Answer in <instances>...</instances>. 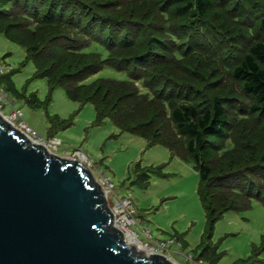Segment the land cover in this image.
<instances>
[{"label": "rangeland", "instance_id": "374dc122", "mask_svg": "<svg viewBox=\"0 0 264 264\" xmlns=\"http://www.w3.org/2000/svg\"><path fill=\"white\" fill-rule=\"evenodd\" d=\"M58 1L64 5L61 17H72L74 30L92 19V25L110 22L126 32L128 44L114 56L146 53V65H139L142 78L124 81V71L105 65L69 83L59 75L81 68L93 60L92 53L60 48L38 60L33 46H43L45 39L33 35L22 17L0 16V112L49 151L81 158L100 182L115 226L121 221L116 199L130 201L123 232L145 246L125 238L136 255L158 252L176 264H212L214 254V264H264V203L255 197L246 207L223 211L206 237L199 171L168 106L175 98L205 108L219 97L227 119L220 132L203 133L201 157L214 173L247 168L246 176L264 196V113L250 108L255 100L232 71L249 44L264 36V0H211L204 14L196 12L195 0ZM47 3L42 0L41 8ZM49 23L33 25L48 34L73 31ZM103 79L99 96L105 94L114 120L127 127L145 124L143 130L157 134L159 143L122 130L108 116L96 123L94 105L66 93L68 85L90 92Z\"/></svg>", "mask_w": 264, "mask_h": 264}, {"label": "water", "instance_id": "95a60500", "mask_svg": "<svg viewBox=\"0 0 264 264\" xmlns=\"http://www.w3.org/2000/svg\"><path fill=\"white\" fill-rule=\"evenodd\" d=\"M0 264H176L136 255L79 157L49 151L0 112Z\"/></svg>", "mask_w": 264, "mask_h": 264}, {"label": "trees", "instance_id": "16d2710c", "mask_svg": "<svg viewBox=\"0 0 264 264\" xmlns=\"http://www.w3.org/2000/svg\"><path fill=\"white\" fill-rule=\"evenodd\" d=\"M41 2L42 0H0V16L22 17L24 20L20 21L31 24L30 28L33 35L45 39L43 40L45 43L43 46L39 48L33 46L34 49L38 51L35 55L38 60L40 58V60L46 61V59L53 57V54L60 48L72 53L78 52L86 54L87 51V53H92L90 54L91 56L94 55L93 60L86 62L81 68L72 72L61 73L59 75L60 78L68 77L66 79L67 82L69 81L70 83L71 81L72 83H76L82 80L91 71L99 70L105 65L124 71V81H134L135 79L140 80L142 78V74L140 73L142 68L139 65H146L142 62L147 55L146 53L131 57L114 56V52L122 50L125 45L127 46L128 43H126V41L129 40V36L126 32H122L121 34V29L115 24L112 26L110 22L105 23L104 21H100L92 25L90 24L92 19L87 20V23L85 21L81 27L74 30V24L72 25L71 23L72 17H68L67 19L61 17V10L64 5L60 1L48 0V5L44 4V8H41ZM7 4H9V7H6ZM187 5H189V3ZM210 5L211 0H195L196 12H198V14L206 13ZM189 6H191V4ZM163 11L162 14L166 16L168 11ZM47 23L57 27L71 26L73 27V31H76V34L73 31H71V33L66 31L48 34L49 31L45 28H42V30L40 29L39 32L38 27L40 25H46ZM248 29L250 30L251 27L248 26ZM169 36L171 38L173 34H169ZM56 45L59 47H56ZM99 46L105 49V53L103 50L101 52L96 50L100 48ZM54 47L56 48L54 49ZM175 54L178 55L177 53ZM262 64H264V36L249 44L242 59L233 67L232 71L234 75L242 80L243 89L250 93L255 100L251 103L250 108L264 113V65L262 66ZM52 74L51 71L48 73L45 72L47 77H51ZM100 82L90 92H87V88H83L81 91L72 90L70 85L64 88L71 99L82 103L90 102L94 105L96 123H99L103 118L108 116L113 119L114 124L119 126L122 130H127L143 136L147 139L149 144L159 143L160 141L157 139V134L143 130L145 124L137 122L127 127L119 125L118 119L114 120L112 117L113 114L111 113L112 111L110 110L112 107L105 102V94H102L103 97L99 96L104 79ZM56 84L51 85L50 89ZM143 85L149 86L144 83ZM72 86L74 87L76 84H72ZM168 106L171 108V120L175 123L177 130L187 138L186 149L192 153L199 171L200 181L198 193L206 213V237L209 238L212 234L214 222L223 211L246 207L253 197L264 203V196L260 195L259 187L246 176L247 168L241 170L236 167H228L222 172L214 173L206 161L201 157V154L205 153L204 147L206 142L203 133L220 132V124L227 119V114L219 97H214L211 104L205 108H199L198 104L193 101L178 100L175 98L168 100ZM142 179L146 180L145 177H142ZM241 183H243V185ZM245 184L247 185L246 189H243L242 187L245 186ZM216 188L227 189L228 193L225 194L219 190H214ZM232 193L235 195L230 196ZM204 249H208L207 244ZM198 254L203 256L201 252ZM213 257V260H211L212 264H214L217 259V256L214 254Z\"/></svg>", "mask_w": 264, "mask_h": 264}, {"label": "built area", "instance_id": "2783aa9c", "mask_svg": "<svg viewBox=\"0 0 264 264\" xmlns=\"http://www.w3.org/2000/svg\"><path fill=\"white\" fill-rule=\"evenodd\" d=\"M24 127H25V129L28 131V132H30V133H33L32 132V129L29 127V126H27V125H23ZM118 200L116 199V206H114V210H116V212H118L121 216V221L119 222V225L117 226L118 228H120L122 231H125L124 230V227L126 226L125 225V220H126V216L128 217V215L126 214V212H125V206H127L128 204H130L129 202V200H124L123 202H120V201H118ZM127 229V228H126ZM191 258H192V256H191Z\"/></svg>", "mask_w": 264, "mask_h": 264}, {"label": "bare ground", "instance_id": "6f19581e", "mask_svg": "<svg viewBox=\"0 0 264 264\" xmlns=\"http://www.w3.org/2000/svg\"><path fill=\"white\" fill-rule=\"evenodd\" d=\"M32 139V138H31ZM34 140V139H32ZM82 157V156H81ZM84 158V157H82ZM133 234V233H132ZM130 232L126 231L125 232V238L127 239L128 242H133L137 245V248H144L145 246H143L142 244H140V242L134 238V236L132 235Z\"/></svg>", "mask_w": 264, "mask_h": 264}]
</instances>
